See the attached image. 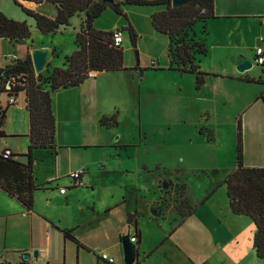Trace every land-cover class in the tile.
I'll list each match as a JSON object with an SVG mask.
<instances>
[{
	"label": "crops",
	"instance_id": "0c3cea01",
	"mask_svg": "<svg viewBox=\"0 0 264 264\" xmlns=\"http://www.w3.org/2000/svg\"><path fill=\"white\" fill-rule=\"evenodd\" d=\"M22 1L26 7L49 17L54 18L57 15V6L48 0L39 3ZM46 4H49V11L41 10ZM153 7L155 11L163 9V6ZM215 13V17L207 20L205 34L200 32L199 35L195 30L198 37L205 39L207 46V53L198 56L201 70L207 73L203 85H207L210 79L221 78L223 72L218 70L217 64L224 67L225 75L230 76L231 80H245L248 84L264 85V75L258 77L253 68L241 76L237 75L236 69L240 55L252 58L255 56L256 47H264V0H215ZM77 15L83 20L80 27L75 28L76 34L86 18L84 13ZM33 26L36 28L35 20ZM70 26L71 21L68 26H63L53 33L64 32ZM117 27L120 26L109 30ZM200 27L202 31V26ZM153 29L155 30L154 27ZM2 39L8 40L9 44L26 40L28 46L24 59L15 54L11 62L0 67L17 60H25L35 48L50 47L54 55L51 66L44 71L47 76L54 67L53 60L56 56L61 58L62 55L58 45L53 42L36 45L33 41L30 42V38L19 41ZM74 45L75 47L69 50L71 53L78 48L76 40ZM214 51L218 52L217 58L220 60L214 61L215 68H206V59ZM69 55L70 53L65 57ZM64 63L65 60L62 66ZM152 68L159 70L161 66L153 63ZM131 69L92 71L93 75L80 85L52 92V108L56 117L55 146L36 147L33 150L31 180L36 187L32 191V208L0 186V264H108L101 258L104 253L114 257L116 264H125L122 237L129 234L131 238L136 229L140 230L139 240L135 242L139 264H175L177 251H185L191 264L208 261H211L210 264H264V260L257 256L253 246L255 224L250 217L233 213L230 203L226 209V221L217 210L208 209L210 214L207 216V222L202 220L197 229L198 235L206 239L207 246L212 248L210 253L195 251V248L189 247L190 244H175V231L195 218L198 210L206 207L215 193L205 202H200V206L195 207L192 214L184 219L182 217L176 229L174 224L171 230L157 231L155 242L147 244V234L137 216L139 204H142L139 201L141 194L136 195L135 204L131 205L128 204L125 192L118 195L115 189V176L124 171L121 165L125 148L120 146L122 152L116 149L121 143V137L116 136L118 142L112 140L113 134L109 130L113 125L101 122V119L109 117L112 111L101 110L98 102L99 94L105 87L104 81L112 78L107 75L108 72L127 73ZM170 70L180 72L176 69ZM247 77L256 81H249ZM259 92L264 95L261 89ZM70 123H77L78 129H71ZM1 130L3 134L0 136V152L11 149L14 153V163L0 162V182L13 190L20 188L19 184H22L21 189L24 191L29 184L26 165L27 152L32 142L30 112L26 106L25 94L23 100L17 97V102L6 108ZM116 160H119V164ZM143 166L145 170L150 169L145 162ZM80 168L86 169V184L75 187L70 173ZM165 180L172 181L170 186L173 190L182 183L181 186L186 185L187 191V184L175 174L166 173ZM165 180L157 179L161 193L152 202V206L166 203L161 216L172 211L168 190L162 186ZM62 188H66L65 193L61 192ZM176 199L178 200V195ZM136 204L138 206L135 208ZM150 219L158 221V217L152 214ZM35 250L39 251L37 259L33 257ZM26 254H30V258L26 259Z\"/></svg>",
	"mask_w": 264,
	"mask_h": 264
},
{
	"label": "rangeland",
	"instance_id": "374dc122",
	"mask_svg": "<svg viewBox=\"0 0 264 264\" xmlns=\"http://www.w3.org/2000/svg\"><path fill=\"white\" fill-rule=\"evenodd\" d=\"M18 1L26 7L25 2ZM41 10L49 11V4ZM0 11L10 18L27 22L31 28L30 42L36 45L53 42L58 45L62 55L61 58L56 56L52 66L63 67L65 55L73 54L69 50L75 47V28L78 29L83 20L79 15L71 19V26L66 31L45 34L33 26V18L15 0H0ZM123 11L125 15L108 7L95 24L101 30L131 24L138 34L137 46L134 47L129 31L124 30L123 43L126 66H137L138 70L108 72L107 75L112 78L104 81V90L98 97L100 109L110 110L109 117H116L117 124L109 130L113 134L112 140L118 142L116 136L121 137V145L116 149L122 152L120 146L125 148L123 155L121 153L124 171L116 174L115 189L118 195L125 192L131 205L135 204L136 195L141 194L139 201L142 204L138 203L137 216L147 234L148 245L155 242L157 231L171 230L174 224L176 229L182 221L176 209V195H179L182 183L174 190L172 186L166 188L172 211L158 217V221L150 219L152 202L161 193L157 179L165 180L168 173L185 182V197L191 209L199 207L200 202L216 189L210 203L206 207L202 205L195 218L175 231V244H190L189 247L195 248V251L210 253L212 248L207 246L206 239L198 235L197 229L202 220L207 222L208 209L217 210L222 219L225 218L229 202L224 180L237 166L240 119L244 163L264 166V95L259 92V89L264 91V85L231 80L225 75L224 67L217 64L218 70L223 72L218 79L220 82L210 79L207 85L198 88L196 75L168 69L169 39L152 27L154 7L125 5ZM195 30L200 35V25ZM9 43L0 38V65L11 62L15 54L24 59L28 42ZM217 56V51L208 56L206 68H215L214 61L219 59ZM153 63H158L161 69L152 68ZM253 72L258 77L264 75V66L254 64ZM245 73L237 71L239 76ZM17 96L23 100L24 92H19ZM6 99L4 96L2 101ZM70 128L78 129L77 123H70ZM115 162L119 164V160ZM144 162L149 165V170L144 169ZM175 264H191L185 251H177Z\"/></svg>",
	"mask_w": 264,
	"mask_h": 264
},
{
	"label": "trees",
	"instance_id": "16d2710c",
	"mask_svg": "<svg viewBox=\"0 0 264 264\" xmlns=\"http://www.w3.org/2000/svg\"><path fill=\"white\" fill-rule=\"evenodd\" d=\"M31 1L39 3L44 0ZM48 1L54 3L58 8L54 18L25 7L15 0L24 12L34 18L36 28L42 33L57 32L61 27L68 26L72 17L84 13L85 21L76 34L77 50L65 57L63 67H54L47 76L44 71L39 76L35 74L31 56L28 55L25 59L28 61L26 65L22 64L23 60L6 65L2 71V83H0V91L8 92L9 96H17L19 92H24L26 106L30 112L32 141L27 152L26 169L29 184L24 189L25 193L21 189L22 184H19L20 188L16 190L1 182L0 186L11 195L18 197L29 208L33 206L32 191L36 187L31 180L33 150L36 147L51 148L55 146L56 117L52 108V92L60 88L80 85L89 78V73L92 71L131 69L125 64L123 45L120 47L111 45L113 31L95 27L96 20L102 16L105 10L110 7L118 14L125 15L123 12L125 5L163 6V9L155 11L151 18L155 30L166 35L169 39V68L196 74L198 88L204 84L207 74L201 70L198 56L207 53V46L205 39L197 36L195 27L200 24L202 26L201 33L205 34L207 20L216 16L215 0H192L178 7L172 5V0H116L114 4H106L102 0ZM121 28L123 31H129L131 41L136 47L138 34L135 28L131 24ZM0 37L13 41L30 38L31 28L26 21L10 18L0 11ZM134 68L138 69L139 67ZM14 78L16 84L13 83L12 79ZM246 79L256 81L254 78L247 77ZM9 81L13 84L10 90L6 89ZM5 112L6 108L0 106V136L3 134L1 126ZM101 122L107 125L117 124L114 115L103 117ZM13 157L14 155L6 156L4 150L0 152V162L2 163H14ZM243 158L242 122L240 119L238 121L237 166L228 174L224 183L232 212L250 217L255 224L253 246L257 256L264 260V166H247ZM185 190L186 185L179 189L176 206L183 219L195 210L188 206ZM215 192L216 189H213L202 202L208 200ZM66 234L70 235L68 232ZM135 235L139 240V229H136ZM134 264H139L138 259Z\"/></svg>",
	"mask_w": 264,
	"mask_h": 264
},
{
	"label": "water",
	"instance_id": "95a60500",
	"mask_svg": "<svg viewBox=\"0 0 264 264\" xmlns=\"http://www.w3.org/2000/svg\"><path fill=\"white\" fill-rule=\"evenodd\" d=\"M192 0H172V5L174 7H178L184 4L191 2ZM103 3L106 4H114L116 0H102ZM54 55L53 50L50 47H40L35 48L31 51V62L33 64L35 74L39 76L45 69L48 68L49 63ZM137 55V63L139 64V55L138 51H136ZM253 58H244L243 55L238 57V64L236 65V69L239 72H245L253 68L254 63ZM28 63L27 60H23L22 64L26 65ZM172 184V181L165 180L163 182V187L166 189ZM166 203H162L158 206H152L150 208L152 215L155 217H159L163 213V208ZM122 245L124 251V262L125 264H134L138 259V251L134 242L131 241L130 235H124L122 237ZM39 251L35 250L33 253L34 258H38ZM30 254H26L25 258H30Z\"/></svg>",
	"mask_w": 264,
	"mask_h": 264
},
{
	"label": "built area",
	"instance_id": "2783aa9c",
	"mask_svg": "<svg viewBox=\"0 0 264 264\" xmlns=\"http://www.w3.org/2000/svg\"><path fill=\"white\" fill-rule=\"evenodd\" d=\"M124 43V31L121 27L119 28H116L113 30V34H112V44L113 46L115 47H120L122 46ZM254 61L253 63L256 64V65H261V66H264V47H256L255 49V56H254ZM4 67H0V83H2V71H3ZM93 75V72H90L89 73V76H92ZM13 80V83L16 84V79H12ZM12 83L9 81L8 84L6 85V89H11L12 88ZM14 93V92H13ZM6 96L7 99L6 101H2V98ZM17 97L18 96H9L8 95V92H3V91H0V106L2 108H7L8 106L14 104L17 102ZM4 153L6 156H10V155H13V151L11 149H5L4 150ZM86 172V169L85 168H80V169H77L73 172L70 173V178L72 179V184L73 186L75 187H78V186H84L86 184V181L84 179V174ZM61 192L62 193H65L66 192V188H62L61 189ZM138 240L137 236L135 234H133L131 236V241L132 242H136ZM101 258L103 260H106L108 264H116V261H115V258L114 257H111L110 255L108 254H102L101 255Z\"/></svg>",
	"mask_w": 264,
	"mask_h": 264
}]
</instances>
